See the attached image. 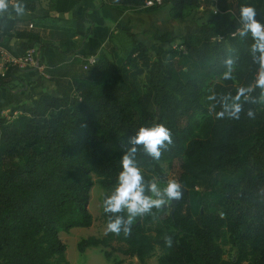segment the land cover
Returning a JSON list of instances; mask_svg holds the SVG:
<instances>
[{
	"label": "trees",
	"instance_id": "16d2710c",
	"mask_svg": "<svg viewBox=\"0 0 264 264\" xmlns=\"http://www.w3.org/2000/svg\"><path fill=\"white\" fill-rule=\"evenodd\" d=\"M19 2L27 11L36 8L35 0ZM79 2L48 0L47 10L59 16ZM101 3L142 12L168 5L171 20L184 19L188 7H205L209 18L178 36L176 46L166 32L154 33L157 42L147 46L128 27H119L131 43L126 56L117 54L110 34L106 51L86 68L73 55L42 70L54 92L39 91L0 115V264H68L59 232L91 225L92 175L106 191L101 207L106 227L103 201L122 170V142L140 127L156 124L170 130L173 143L159 161L142 149L135 161L151 180L149 173L164 178L160 163L177 160L178 180L186 187L182 199L137 218L128 236L83 238L78 251L115 242L124 246L115 250L140 264H148L156 248L157 264H264V103L249 99L238 120L216 118L223 97L242 86L255 89L258 65L248 54L251 34L241 38L232 33L242 3L254 6L264 22V0H164L148 8L141 7L143 0ZM14 13L9 8L0 14V46L16 37L69 55L82 49L76 35L84 40L92 33L85 12L72 21L73 31L53 29L47 36L33 31L32 19ZM228 55L238 58L231 80L222 75ZM29 70L38 74L35 67ZM20 71L9 67L0 75V88L8 90L12 80L23 82ZM213 93L217 99L209 101ZM248 96L258 98L260 90ZM249 109L254 119L247 116ZM169 236L172 247L165 243ZM223 246L234 249V260L223 258ZM111 254L103 252L106 259Z\"/></svg>",
	"mask_w": 264,
	"mask_h": 264
},
{
	"label": "clouds",
	"instance_id": "9594fccd",
	"mask_svg": "<svg viewBox=\"0 0 264 264\" xmlns=\"http://www.w3.org/2000/svg\"><path fill=\"white\" fill-rule=\"evenodd\" d=\"M9 8L14 9L20 16L25 13V6L19 0L15 3H12V0H0V14L7 13ZM259 15L254 6L242 3L238 12L239 26L232 35L245 38L251 34L253 42L249 46L248 54L252 62L258 65L254 84L255 89L260 90V96L258 98L248 96L255 90L252 85L238 88L235 95L229 93L222 98L221 110L216 113L217 119L227 117L238 120L244 111V104L249 102V99L251 103H264V22L258 19ZM237 59L233 55L224 58L222 63L226 71L222 74L223 79H233ZM216 99L215 93L208 96L209 101ZM214 107L215 105L210 104V110ZM255 115L252 109L247 111L249 118L254 119ZM172 143L171 132L164 124L151 127L142 126L122 142L123 155L120 159L122 170L118 174L117 184L113 191L103 201V211L108 215L106 234L119 236L123 232L125 236H128L137 218L154 215V209L162 212L170 201L182 199L184 193L179 182L170 179L166 186L161 187L155 178L146 180L135 161V156L141 149L147 156L159 161L163 151ZM165 243L168 247H172V237H166Z\"/></svg>",
	"mask_w": 264,
	"mask_h": 264
},
{
	"label": "rangeland",
	"instance_id": "374dc122",
	"mask_svg": "<svg viewBox=\"0 0 264 264\" xmlns=\"http://www.w3.org/2000/svg\"><path fill=\"white\" fill-rule=\"evenodd\" d=\"M36 1L38 2L39 5L38 12L42 14L34 18H31L33 24L32 26L33 31L43 33L45 36H47L48 31L53 29H67L72 31L74 30V26L72 25L71 22L72 20L51 13L46 14V12H48L46 8L47 0H36ZM164 6L167 7L168 5H164ZM208 11H209L208 8L205 7L186 8L184 11L183 25L188 27L187 26L188 23L192 24L191 19L196 20L197 24H200L201 21L209 18ZM223 16L225 18H229L230 14L224 13ZM107 31H104L102 27H95L94 35L91 39H89L88 42L90 48H97L98 46H100L103 39L108 38L109 36ZM83 41L84 40L79 35L75 37V42L77 46H80L83 43ZM177 43H179V40L175 39L173 46H176ZM111 45L117 46L116 52L118 55L126 56L131 46V43L129 38L126 36V34L124 32L119 31L117 34L112 35ZM34 46L40 47L36 43H34ZM50 50L53 53L52 54L53 56L50 57L53 58L51 60H48L47 63L45 62V60L46 58L49 57L48 54H43V56L38 55L39 68L35 67L38 71H42L44 68H50L54 65H60L67 62L64 61L60 63L58 60L59 58L56 55V52L58 51L55 48H51ZM103 50L106 51V48H102L100 52H103ZM78 54L79 51L76 52V54L75 53L69 54L68 56H70V60H71L74 57L73 55H76L79 60H82L84 62L83 55L81 54L78 55ZM107 54L109 53L107 52ZM30 68L32 67L22 68V71L18 72V75L22 74V72L25 71H31L29 70ZM9 85L10 88L8 89V91L13 90L14 94L20 93L19 102L17 101V104L22 101L29 100L28 98L34 94V91L40 90L45 92H54V88H55L54 83L49 80V76H45L43 74H41L40 79L35 80L33 78L32 80H26L24 78L23 82L12 80L9 83ZM2 113H7V111L4 112L0 104V114ZM160 166L164 178L158 179L156 175L153 173H149V175L152 178H155L157 183L161 187L166 186L167 182L170 179H174L186 189V187L178 180L180 168H179V162L177 160H174L171 163L162 162L160 163ZM92 179H93V185L90 188L89 201H88V210L92 216L91 225L89 227H74L66 232L63 231L59 232V238L65 244V256L68 261V264H115L117 260H121L122 264H140V262L137 260L136 257L127 256L122 252L115 250L116 248L120 247V245L121 247H124L122 244H118L115 242L111 244V247H103V246L87 247L83 252L78 251L76 244L79 240L89 236L102 237L106 233V227L101 217L102 199L106 191L100 187V185L97 182V178L94 175H92ZM170 203L171 201L166 206H169ZM104 251L112 252L111 257L109 259H106L104 257L103 255ZM159 254L160 252L156 248L154 253L147 259L148 264H157V258ZM223 258L234 260L235 259L234 249L231 248L230 246H223Z\"/></svg>",
	"mask_w": 264,
	"mask_h": 264
},
{
	"label": "crops",
	"instance_id": "0c3cea01",
	"mask_svg": "<svg viewBox=\"0 0 264 264\" xmlns=\"http://www.w3.org/2000/svg\"><path fill=\"white\" fill-rule=\"evenodd\" d=\"M36 2V8L33 11L25 10L23 16L17 15L16 13L13 14V17L18 19H31L42 13H39V5ZM48 0L46 1L47 4ZM165 7V8H164ZM47 8V7H46ZM214 10V9H213ZM48 11V10H47ZM86 13L87 17L91 19V35L84 39L83 43L81 44L82 49L79 51L78 55H83V57H88L89 55H96L99 54L100 50L104 47V44L107 42L104 38L101 42L100 46L97 48H90L88 42L94 35L95 27H102L104 31L108 29V35L117 34L119 31L123 32L119 27H128L133 33L136 34L137 39H139L142 43L147 46H150L152 43L157 42L152 38L154 33L158 32H166L170 36L174 37V40L177 39L178 36L184 35L188 33V31H193L198 28L199 24H197L196 20L191 19V23H188V27L184 26L183 19H169V6H163L162 8L150 11V12H142L138 9L134 8H123V7H114L108 4H102L101 0H80L78 4H76L69 12L63 13L62 15L64 18H68L70 20H74L78 16ZM51 12H46V14ZM53 14V13H51ZM57 15V14H54ZM58 16V15H57ZM71 21V22H72ZM85 25H88L87 23ZM77 36V35H76ZM75 36V37H76ZM74 37V39H75ZM173 40V43H174ZM6 50L13 54H21L27 49L28 47H35L34 43L25 40L19 39L16 37H10L5 42ZM173 45V44H172ZM39 50L38 55L48 54L49 57L46 58L45 62L47 63L48 60H51L53 57L51 48L49 47H36ZM49 50V51H48ZM58 56L59 62H64L70 60V56L63 55L59 52H56ZM49 64V63H48ZM41 74L47 76L42 71H38V74H35L32 71H25L20 74L21 77L25 78L26 80H32L33 78L40 79ZM30 88V87H28ZM40 91V90H39ZM39 91H34V94L30 96L28 99H34L37 96ZM5 92V93H4ZM3 94V95H1ZM19 94L15 93L14 91H8L6 89L0 88V104L4 112L8 111L11 107L19 102ZM2 101V102H1ZM6 110V111H5ZM6 114V113H2ZM0 114V115H2Z\"/></svg>",
	"mask_w": 264,
	"mask_h": 264
},
{
	"label": "built area",
	"instance_id": "2783aa9c",
	"mask_svg": "<svg viewBox=\"0 0 264 264\" xmlns=\"http://www.w3.org/2000/svg\"><path fill=\"white\" fill-rule=\"evenodd\" d=\"M215 2V0H210ZM164 0H143L141 5L142 8L154 7L161 5ZM38 54L39 50L36 47H28L21 54H13L0 46V75L3 74L9 67H36L39 68L38 63ZM85 61L84 68L87 65L93 63L95 60L94 55H89L88 57L83 58Z\"/></svg>",
	"mask_w": 264,
	"mask_h": 264
},
{
	"label": "water",
	"instance_id": "95a60500",
	"mask_svg": "<svg viewBox=\"0 0 264 264\" xmlns=\"http://www.w3.org/2000/svg\"><path fill=\"white\" fill-rule=\"evenodd\" d=\"M182 189H183V193L185 192V189H184V187L182 186ZM178 203V201H171V204H173V205H176Z\"/></svg>",
	"mask_w": 264,
	"mask_h": 264
}]
</instances>
